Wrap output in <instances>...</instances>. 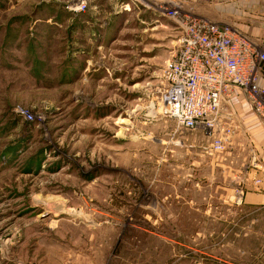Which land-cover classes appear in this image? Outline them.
I'll return each mask as SVG.
<instances>
[{"label":"rangeland","instance_id":"rangeland-1","mask_svg":"<svg viewBox=\"0 0 264 264\" xmlns=\"http://www.w3.org/2000/svg\"><path fill=\"white\" fill-rule=\"evenodd\" d=\"M81 1L0 0V264H264L239 101L222 131L160 113L164 11L211 4Z\"/></svg>","mask_w":264,"mask_h":264},{"label":"built area","instance_id":"built-area-1","mask_svg":"<svg viewBox=\"0 0 264 264\" xmlns=\"http://www.w3.org/2000/svg\"><path fill=\"white\" fill-rule=\"evenodd\" d=\"M85 10L86 0L70 8L75 13ZM164 15L180 38L161 70L160 113L182 130L222 131V109L241 92L254 114L264 119V90L258 84L264 62L261 47L228 25L175 12ZM213 146L220 151L222 140Z\"/></svg>","mask_w":264,"mask_h":264},{"label":"crops","instance_id":"crops-1","mask_svg":"<svg viewBox=\"0 0 264 264\" xmlns=\"http://www.w3.org/2000/svg\"><path fill=\"white\" fill-rule=\"evenodd\" d=\"M204 2L210 3L212 6L211 18L213 23L228 25L236 29L259 45L264 52V5L262 0H237L232 2L204 0ZM258 84L264 90V62L260 67ZM241 97L246 98L241 92H236L235 97L228 101V105L233 101H239L238 104L234 103L236 107H233V112H230L233 115V121H237V123L242 120L248 121L247 125L244 124L247 128L245 132L247 133V143L252 157V172L250 174L252 183L250 185L255 191L251 197H246L245 203L250 208H260L264 207V119H260L253 113L251 105L247 108L238 109L237 106L244 105L241 102L243 100ZM243 113L244 116H242ZM225 119L229 120V117H225ZM257 180L260 181L259 188L253 186Z\"/></svg>","mask_w":264,"mask_h":264},{"label":"bare ground","instance_id":"bare-ground-1","mask_svg":"<svg viewBox=\"0 0 264 264\" xmlns=\"http://www.w3.org/2000/svg\"><path fill=\"white\" fill-rule=\"evenodd\" d=\"M51 201H54V200H50V199H45V200H44V202H46V203H45L46 205H50V204H51V203H50ZM42 202H43V201H41V203H42ZM59 208H60V207H59ZM62 213H63V212H62ZM57 214H58V213H57Z\"/></svg>","mask_w":264,"mask_h":264}]
</instances>
